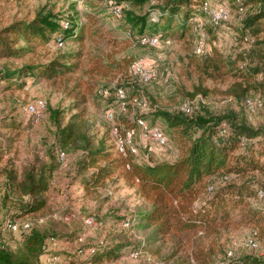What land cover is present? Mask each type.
Masks as SVG:
<instances>
[{"label":"rangeland","instance_id":"rangeland-1","mask_svg":"<svg viewBox=\"0 0 264 264\" xmlns=\"http://www.w3.org/2000/svg\"><path fill=\"white\" fill-rule=\"evenodd\" d=\"M158 1L148 0L139 5L126 0H0V75L21 72L27 66L38 68L34 75L23 71V79L15 77L11 84L0 76V170L8 168L21 174L36 160H46L50 152L57 157L59 148L55 145V128L50 117L53 110L62 112L64 124L81 114L94 146L104 143L110 154V162H102L99 167L80 174L83 150L67 152L64 163L52 177V189L46 195L47 208L35 214L17 217V205L11 198H5L8 188L1 174L0 236L8 248L15 249L25 236L39 229L56 238L48 242L49 257L59 258L54 259V264H196L195 255L200 250L211 251L218 262H223L228 252L237 258L253 256L264 260V221L259 218L253 222L237 213L208 232L171 233L149 249L145 240L152 230L143 229V223L139 222L135 225L130 222L128 227L122 224L131 216L141 219L151 205L139 193L138 181L127 179L128 169L116 150V117H142L148 126H157L167 135L169 147L160 151L137 130L135 144L141 157L150 152L155 161L177 159L189 143L180 131L158 115L160 112L177 114L187 105L192 108L193 118L234 114L249 126L264 129V96L250 95L256 100L260 98L261 102L260 107L250 111L241 101L226 95L234 80L233 74L257 58L255 46L237 41L241 35L237 28L243 15L229 1L231 10L226 32L217 34L207 19L203 21L210 30L209 37H202L201 32L193 34L189 28L181 33L175 22L157 29L148 27L145 37L165 34L164 39L158 37L156 47H151L140 43L141 32L131 28L126 14L147 16ZM257 1H246L249 16L259 10ZM116 6L122 10L121 16L113 14ZM44 11L52 12L63 23L71 21L79 28L78 36L67 35V42L60 47L55 35L38 43L3 32L16 22H32ZM260 38H264V33ZM201 43L205 54L198 56L195 52ZM67 57L73 59L63 61ZM210 58L225 63L237 59L239 62L225 65L223 77L212 70L209 76L204 70ZM54 61L71 67L59 68L56 74L44 76L46 66ZM136 63L154 71L155 77L145 82L135 73ZM197 90H206L207 95L197 94ZM39 101L46 107L40 121L34 123L27 107ZM111 114L114 119L110 118ZM254 142L259 150L256 158L264 166V138ZM105 166L112 173L100 186L88 187L85 182ZM244 181L253 182L256 189L264 188V171L233 179L237 184ZM220 183L219 180L206 182L213 186ZM251 203L261 210L259 216H264V201L256 196ZM8 219L16 221L15 230L9 229ZM88 220H93V225ZM252 239L257 247L249 245ZM102 243L109 249L118 244L127 247L118 258L95 261L98 257L88 255L87 251ZM142 247L141 256H129L130 250Z\"/></svg>","mask_w":264,"mask_h":264},{"label":"trees","instance_id":"trees-1","mask_svg":"<svg viewBox=\"0 0 264 264\" xmlns=\"http://www.w3.org/2000/svg\"><path fill=\"white\" fill-rule=\"evenodd\" d=\"M126 1L142 5L148 0ZM229 1L238 12L240 9L245 10L243 16L240 17L241 26L237 28V31L241 33L237 41H246L256 47L257 58L249 65L245 64L246 68L239 69L233 74L234 80L226 90V95L241 101L246 106L248 99L256 100L255 97H250L252 93L264 96V38H260L264 33L262 24L264 0L255 2L259 10L250 16L247 12V0L239 2L218 0L220 3H228L230 9ZM203 2L204 0H159L149 15L139 16L128 12L126 21L132 29L140 30L142 35L140 37L145 35L148 27L157 29L170 26L173 22L177 23V28L181 33L186 32L187 28L193 31L195 19H200L202 22L206 19L208 21L203 10ZM65 23L68 24L67 27L52 12L44 11L40 12L32 22H16L5 28L3 32L10 33L26 42L37 41L38 43L45 42L51 35H55L57 42L65 44L67 35L76 38L79 29L71 21ZM228 23L222 22L217 27L209 24L210 28L219 34L222 31V33L226 32L225 25ZM193 34H195L194 31ZM209 34L210 30L203 22L201 35L209 37ZM154 37L164 39L165 34L157 33ZM70 59L73 57L64 58L63 61ZM242 61L246 62V58ZM208 62L204 72L212 76V72L210 73L212 70L223 77L226 75L223 72L225 65H236L239 60L225 63L210 58ZM70 67L54 61L46 66L43 75L56 74L59 68L64 70ZM36 70H38L37 67L27 66L23 71L34 75ZM23 71L5 73V75L1 73L0 76L6 77L11 84L15 77L19 80L23 79ZM17 87L21 88L22 84H17ZM200 92L204 96L207 95L206 90H197V94ZM191 114L192 112L187 114L183 111L177 114L168 112L158 114L189 141L186 150L177 159L173 161H155L152 157L145 159L148 152L141 157L140 150L138 156H122L128 169L127 179L138 181L139 193L151 205V209L145 212L141 219L138 220L136 216H131L122 224L125 227L126 222H132L134 225L139 222L143 223V229L152 230L145 240L148 249L163 241L171 233L197 230L208 232L214 226L231 220L237 213L248 217L253 222L258 218L264 221V216H259L261 210L254 208L251 203V199L256 196L264 201L263 198H259V192L264 191V188L256 189L254 183L248 181L241 184L233 182L234 178L245 176L250 172L264 171V166L256 158L259 150L256 149L254 142L264 138V129L253 128L244 119L240 120L234 114L230 116L207 115L198 118L191 117ZM61 115L62 112L59 110L51 111L50 115L55 128V145L59 148L57 157L50 152L46 160H36L25 167L21 174H16L14 170L8 168L0 170V175L2 174L6 179L8 188L5 198H11L12 202L17 205L16 210L19 212L17 217L39 213L47 208L46 195L52 189V177L65 161V159L61 160V153L66 156L69 151L83 150L84 158L81 162L80 174L99 167L102 162H110V154L106 152L104 143L95 147L89 138L81 114L73 116V120L67 124H64ZM138 119L144 120L142 117L133 119L127 115L116 117L120 134L124 136L131 129L137 132L140 128ZM121 120L122 124L127 126L126 128L121 124ZM111 173L112 171L107 166L100 167L98 172L92 175L91 180L85 183L88 187H98ZM215 180L221 183L217 186L206 184L207 181ZM74 182L76 183L77 180ZM15 222L8 219V224H15ZM50 241H56V238H50L46 231L37 229L25 236L18 247L10 249L0 236V264H54V259L59 260V258L49 257L48 242ZM126 247L127 245L118 244L109 249L106 244L102 243L98 247L90 248L87 254L98 257L95 261H102L105 258L115 259L119 257V254L124 253ZM143 249V247L132 249L129 251V256L133 257L134 254H138L139 257L143 254ZM83 252L82 250L81 253ZM195 261L196 264H264L261 258L228 257V253L223 262H218L209 250H200L195 255Z\"/></svg>","mask_w":264,"mask_h":264},{"label":"built area","instance_id":"built-area-1","mask_svg":"<svg viewBox=\"0 0 264 264\" xmlns=\"http://www.w3.org/2000/svg\"><path fill=\"white\" fill-rule=\"evenodd\" d=\"M234 1L239 2L240 0H234ZM203 10H204L205 15L208 18L209 23L213 27H217L219 24H221L222 22L228 21L230 18V9H229V6L225 2L220 3L218 2V0H204ZM239 12L243 15L245 10L240 9ZM113 14L115 16H121L122 14L121 8L119 6L114 7ZM64 26L67 27L68 24L64 23ZM202 26H203V22L200 19H195L194 24H193L194 33L195 34L200 33L202 31ZM199 35H201V33ZM140 43H142L143 45L156 47L159 43V38L158 37H141ZM58 45L60 47L64 46V44L60 41L58 42ZM195 53L198 56H203L205 54L204 49H203V43L199 45ZM134 70H135V73L139 74L140 77L145 82L152 80L156 75L154 71L144 68V66L137 64V63L134 64ZM119 93L122 97L124 96L123 91L120 90ZM260 106H261V102L259 100L248 99L246 101V107L250 111H254L257 107H260ZM45 107H46L45 103L42 101H39L33 105H28L27 112L32 117V120L34 121V123H37L40 121L41 114L43 110L45 109ZM183 112L189 114L192 112V108L186 105L183 108ZM110 118L114 119L113 114L110 115ZM137 122L140 127L139 129L145 134V136H147V138L151 142L155 144L157 150L161 151L169 147V140L159 127L157 126L150 127L142 119H138ZM136 134H137L136 130L131 129V130H128L126 134L123 136L120 134V127L117 126V128L114 129V135L116 139V150L120 156H124V157L127 155L138 156L139 149L137 145L135 144ZM150 157H151L150 152L146 153L145 159H149ZM60 158L61 160H64L65 154L61 153ZM210 190H212V188H210ZM259 198L264 199V191L259 192ZM87 223L89 225H93V220H88ZM128 226H130V222L125 223V227H128ZM8 227L10 230H15L17 228L15 224H9ZM249 245L251 247H257V244L255 240L253 239L250 240ZM133 256L138 257V254H134ZM232 256H233L232 252H228V257H232Z\"/></svg>","mask_w":264,"mask_h":264}]
</instances>
